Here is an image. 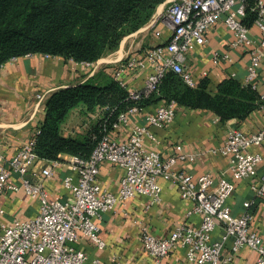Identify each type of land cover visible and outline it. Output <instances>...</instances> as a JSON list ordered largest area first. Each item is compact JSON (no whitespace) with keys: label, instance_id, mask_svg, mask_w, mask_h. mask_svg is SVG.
<instances>
[{"label":"built area","instance_id":"built-area-1","mask_svg":"<svg viewBox=\"0 0 264 264\" xmlns=\"http://www.w3.org/2000/svg\"><path fill=\"white\" fill-rule=\"evenodd\" d=\"M245 9L243 0H169L155 21L170 31L168 41L148 49L145 57L128 55L114 61L112 78L134 101L156 91L169 71L180 75L190 87H196L198 83L186 67L187 54L191 45L206 44L208 30L222 21L235 36L232 46L249 49L251 59L245 85L257 89L264 39L252 37L250 28L242 23ZM255 11L254 25L264 34V0H257ZM227 59L229 54L214 55L215 62ZM98 64L81 65L97 68ZM136 70H148L149 74L142 88L131 90L126 77ZM37 97L39 101L44 98L42 95ZM177 108L175 101L165 102L154 113L147 114L143 124L133 123L141 111L139 108L132 107L121 113L112 130H129L127 139L119 140L108 133L89 158L70 156L67 160L77 178L67 175L63 179L64 187L72 195L66 201L51 199L45 188L44 178L53 176V169L60 161L38 157L35 151L37 135L23 144L8 161L0 154V196L23 192L40 204L38 214L33 218L11 223L0 221V264H104L98 258L91 259L78 247L80 238L86 237L103 249L101 224L104 215L138 195L159 199L162 189L158 178L161 176L178 186L183 200L193 203L187 217L199 215L201 223L195 227L183 222L165 238L156 236L147 225H141L143 248L156 263L179 246L190 264H233L244 249L256 254L253 262L244 264H264L263 239L251 229L252 202L244 203L245 210L240 216L234 215L229 206L235 183L216 180L211 173L196 177L176 171L174 167L178 162L192 161L194 157L181 153L164 159L157 148L146 147V139L153 138L151 128H163L173 123ZM262 144L264 127L250 134L232 128L223 146L214 152L228 159L226 171L239 181L257 173L262 159L250 149ZM102 163H110L122 170L117 193L103 188L98 182ZM33 168L38 169L37 173L32 174ZM252 190L256 197H264V174L258 177ZM218 230L220 235L214 238L213 234Z\"/></svg>","mask_w":264,"mask_h":264},{"label":"crops","instance_id":"crops-1","mask_svg":"<svg viewBox=\"0 0 264 264\" xmlns=\"http://www.w3.org/2000/svg\"><path fill=\"white\" fill-rule=\"evenodd\" d=\"M165 3L158 7L157 15ZM159 31L160 35H153L148 45L141 48L143 51L134 55L145 57L148 49L166 43L170 31L161 23L156 33ZM250 33L255 39H264V34L254 24L250 27ZM206 39L204 45H191L186 57V67L196 82L198 84L205 82L207 90L212 95L217 94L219 85L228 79H234L245 85L251 59L249 49L232 46L235 36L222 21L208 30ZM215 54L221 56L229 54V59L215 62ZM262 54L256 89L260 99L256 105L261 100L264 101V49ZM107 60L113 59L109 57ZM96 73V68L42 54L25 56L4 64L0 70V154L3 160L11 159L23 144L39 133L46 115V101L53 92L83 84ZM148 74V70L130 72L126 77L129 89L142 88ZM38 95L44 97L42 101L38 100ZM163 103L164 101H160L143 108L137 117H134L133 123L143 124L144 117L154 113ZM97 112L102 113L99 109L93 114L85 113L82 106L74 109L62 127V134L66 137L85 135L89 131L82 133L79 131L80 127H76L80 135L73 134L71 128L77 122L73 119L77 117L78 122L80 120L85 122L84 120L90 117L94 119ZM98 122L99 119L92 128ZM263 127V107H256L243 119L222 121L211 110L178 106L173 123L163 128L152 127L153 138H147L145 145L147 148H157L164 159L181 153L194 157L192 161L178 162L174 167L176 171L190 173L196 177L211 173L216 180L226 179L235 183V192L228 202L232 213L236 216L242 215L245 210L244 203L251 201L250 211L253 215L251 229L257 232L264 242V197H256L252 190L258 177L264 174V144L250 149L251 153L260 155L262 159L257 173L239 181H235L226 171L228 159L214 152L223 146L230 129L238 128L250 134ZM109 133L119 140H125L129 136L127 129L120 131L111 129ZM60 158V165L53 169L51 178H44V185L51 199L66 201L71 199L72 195L64 187L63 179L67 175L73 176L74 179L77 177L67 162L70 155H61ZM37 171V168H33L32 174ZM122 175L123 172L118 167L110 163H102L98 182L103 188L117 193ZM158 183L162 189L159 199L138 195L126 205L118 204L114 210L104 215L101 224V238L105 244L103 249L83 236L78 247L86 251L91 259L98 258L104 264H190L185 251L179 246L159 263H156L143 248L141 225H147L156 236L165 238L183 222L195 227L201 223L199 215L187 217V212L193 207V203L180 197L178 186L172 180L161 176L158 178ZM39 206L36 199L23 192L6 193L0 196V221L11 223L15 220H28L38 214ZM213 235L214 238H218L220 231H216ZM255 259L256 254L244 249L237 255L233 264L253 262Z\"/></svg>","mask_w":264,"mask_h":264},{"label":"trees","instance_id":"trees-1","mask_svg":"<svg viewBox=\"0 0 264 264\" xmlns=\"http://www.w3.org/2000/svg\"><path fill=\"white\" fill-rule=\"evenodd\" d=\"M167 0H0V70L16 58L42 54L76 64H96L114 51L126 33L150 20ZM242 23L250 28L257 0H243ZM97 75L83 84L59 89L46 101L45 119L36 137L40 159L61 160V155L87 159L109 133L118 116L132 107L140 110L160 101L213 111L222 121L243 119L256 107L264 108L257 90L234 79L222 82L212 95L206 83L190 87L169 71L158 88L134 101L113 78ZM82 106L85 113L102 111V118L85 135L66 137L62 127L71 112Z\"/></svg>","mask_w":264,"mask_h":264},{"label":"rangeland","instance_id":"rangeland-1","mask_svg":"<svg viewBox=\"0 0 264 264\" xmlns=\"http://www.w3.org/2000/svg\"><path fill=\"white\" fill-rule=\"evenodd\" d=\"M157 12V10H156ZM150 18L148 22H146L144 25L140 26L138 29L131 31L129 33H126L124 37L121 40L120 45L111 53L104 56L101 63L97 66V77L98 80L102 82L101 76H105L112 79V71L111 67L114 65L113 62L117 61L119 59H123L127 57L128 55H134L135 53H141L143 50L141 49L143 46L148 45V41L150 38L154 36H157L156 30L158 28L159 22L156 21L157 13ZM141 49V51L139 50ZM119 53V54H118ZM119 56V57H118ZM112 57L113 60H107V58ZM99 60V61H100ZM98 110V109H97ZM96 110V111H97ZM82 111V110H81ZM102 112V111H101ZM93 114V113H91ZM101 114V115H100ZM77 118V117H76ZM74 118L73 120H76L77 122L74 124L75 126L71 129H73V134L80 135L79 131L82 133H85L87 131H90L92 126L97 122V120H101L102 113L97 112V115L94 117L88 118V120L79 121ZM86 123V127H84V124ZM76 127H80L79 131L76 130Z\"/></svg>","mask_w":264,"mask_h":264}]
</instances>
